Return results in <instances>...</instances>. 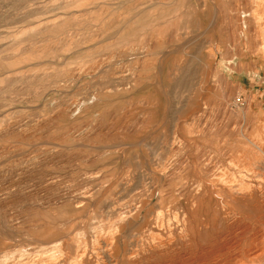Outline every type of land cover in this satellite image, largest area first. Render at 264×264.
Returning a JSON list of instances; mask_svg holds the SVG:
<instances>
[{"label": "rangeland", "instance_id": "1", "mask_svg": "<svg viewBox=\"0 0 264 264\" xmlns=\"http://www.w3.org/2000/svg\"><path fill=\"white\" fill-rule=\"evenodd\" d=\"M249 3L0 0V264L53 241L57 264L79 245L80 264H177L192 230L230 264H264V144L247 141L264 127V25ZM216 177L257 198L228 207Z\"/></svg>", "mask_w": 264, "mask_h": 264}, {"label": "bare ground", "instance_id": "2", "mask_svg": "<svg viewBox=\"0 0 264 264\" xmlns=\"http://www.w3.org/2000/svg\"><path fill=\"white\" fill-rule=\"evenodd\" d=\"M246 1H250L251 4H253L254 6H256V9H258L259 12V21H261L262 25H264V14L261 13V9L262 8V4L264 5V0H246ZM249 3V4H250ZM256 4V5H255ZM204 128V127H203ZM257 131L259 132V136L257 138H254L253 140H249L248 141V145L253 149V150H258L260 153L263 152L262 150V145L264 144V127H258ZM178 140V139H177ZM166 143V142H165ZM180 143V142H179ZM261 145V146H259ZM186 147V146H185ZM214 149V148H213ZM250 150L249 152V156L251 155V153H253ZM216 151V150H215ZM218 151V150H217ZM224 151V150H223ZM216 153V152H215ZM211 156V155H210ZM221 156V155H219ZM216 157V156H214ZM221 158V157H220ZM32 159V158H31ZM213 159V158H212ZM218 160V159H217ZM210 161V160H209ZM208 161V162H209ZM216 161V160H215ZM207 162V163H208ZM214 162V161H213ZM220 162V161H219ZM198 163V162H197ZM205 163V162H204ZM211 163V162H210ZM215 163V162H214ZM212 163V164H214ZM203 164V163H202ZM201 164V165H202ZM206 164V163H205ZM204 164V165H205ZM209 164V163H208ZM217 164V162H216ZM207 165V164H206ZM215 165V164H214ZM212 165V166H214ZM203 166V165H202ZM219 166V165H218ZM213 168V167H212ZM215 169V168H214ZM217 171V170H216ZM252 173V172H251ZM213 175V174H212ZM244 177H248V179H255L256 176L250 174L249 176H244ZM255 181V180H254ZM211 190L214 191V193L216 195H218V197H220L221 200H223L224 204H226L228 207L232 208L235 207L238 204H241V201H238L239 198H257V191L255 190V186L254 185H249L247 180L245 178H230L229 180H222L219 177H216L215 179L211 180ZM143 189V188H142ZM194 189V188H193ZM137 196V195H136ZM195 201L198 200V198H194ZM200 199V198H199ZM243 200V199H242ZM199 203V202H198ZM138 204V203H137ZM136 204V205H137ZM220 204V203H219ZM202 205V204H201ZM133 211V210H132ZM135 214V213H134ZM193 214V213H192ZM96 215V214H95ZM77 219V218H76ZM194 219V223H198L199 219H197V217L193 218ZM152 220V219H151ZM95 221V220H94ZM85 222V221H84ZM157 224L158 223H162L163 220L158 217L156 220ZM102 223V222H101ZM156 224V225H157ZM189 224V223H188ZM187 224V225H188ZM88 225V224H87ZM163 225V224H162ZM186 225V224H185ZM153 226V225H152ZM183 226V225H182ZM197 226V224H196ZM97 227V226H96ZM162 227V226H161ZM186 227V226H185ZM157 228V227H156ZM163 228V227H162ZM196 228V227H195ZM113 230V229H112ZM124 230V228H123ZM162 230V229H161ZM160 230V231H161ZM198 230V229H197ZM164 232V231H162ZM80 233V232H79ZM92 235V234H91ZM111 235V234H110ZM187 235V234H186ZM107 236V235H106ZM212 233L210 231H195L192 230L189 233V237H190V243L188 244V249L182 251L183 252V256L180 259V261H178L177 264H230L232 263V256L231 253L227 251V245L226 244H219V243H215L212 244V242L209 241L210 238H212ZM94 237V236H93ZM151 237V236H150ZM156 237V236H154ZM151 237V238H154ZM188 237V236H187ZM65 239V238H64ZM114 239L113 236L110 237V240H112L111 244L114 243ZM259 242V241H258ZM81 243V242H80ZM79 243V244H80ZM261 243V242H260ZM49 244H51L50 246L47 247V249L50 250H57L59 252L60 255H62V249H64L66 247V244L63 242H57V241H53L50 242ZM76 244V243H75ZM105 244V243H104ZM70 245V244H69ZM85 246V245H84ZM95 246V245H94ZM102 247V246H101ZM68 248V246H67ZM76 248V247H75ZM105 248V247H104ZM45 250V249H44ZM39 252V254H37L36 259L35 260H30L28 258H23L24 256H20L21 258H16L15 254H12V256L8 257V256H3L1 261H3L1 264H57L56 261L58 259H54L55 256H51V255H46L45 253L47 252H52L53 251H46L44 254L43 251ZM230 250V248L228 249ZM232 250V249H231ZM30 252V251H29ZM86 252V249L83 246H78L75 249L74 255L72 257V261L69 264H80V260L84 257ZM185 252V255H184ZM87 253V252H86ZM51 254V253H50ZM233 255V254H232ZM65 255L63 254V257ZM187 256V257H186ZM57 257V255H56ZM9 259V260H8ZM64 259V258H63ZM178 259V260H179ZM8 260V261H7ZM69 258L67 256H65V263L67 264L66 261H68ZM7 261V262H6ZM160 261V260H159ZM155 262V261H154ZM234 262V261H233ZM174 264V263H173Z\"/></svg>", "mask_w": 264, "mask_h": 264}, {"label": "crops", "instance_id": "3", "mask_svg": "<svg viewBox=\"0 0 264 264\" xmlns=\"http://www.w3.org/2000/svg\"><path fill=\"white\" fill-rule=\"evenodd\" d=\"M247 64H249V63H247Z\"/></svg>", "mask_w": 264, "mask_h": 264}]
</instances>
